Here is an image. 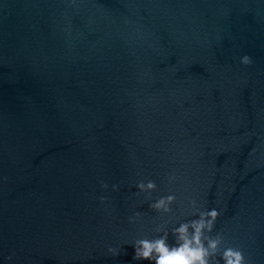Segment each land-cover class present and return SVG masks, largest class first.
<instances>
[{
    "label": "water",
    "instance_id": "water-1",
    "mask_svg": "<svg viewBox=\"0 0 264 264\" xmlns=\"http://www.w3.org/2000/svg\"><path fill=\"white\" fill-rule=\"evenodd\" d=\"M212 208L264 264V0H0V264H149Z\"/></svg>",
    "mask_w": 264,
    "mask_h": 264
},
{
    "label": "clouds",
    "instance_id": "clouds-1",
    "mask_svg": "<svg viewBox=\"0 0 264 264\" xmlns=\"http://www.w3.org/2000/svg\"><path fill=\"white\" fill-rule=\"evenodd\" d=\"M242 65H250L253 59L250 55L244 54L240 57ZM107 187L106 184L102 185ZM139 192H152L157 188L155 181L149 180L146 183L141 181L136 185ZM113 190H118L117 185H113ZM138 194V193H137ZM103 199V198H102ZM175 195L160 197L152 202L149 207L157 212L170 213L171 205L175 202ZM193 209H196V201H190ZM196 219L182 222L178 227L171 229V235L175 242L169 243V231L162 226H157L156 232L161 233L156 238H142L135 241L134 259L148 261L149 264H219L217 256L223 264H246L245 256L241 250L234 247H225L220 251L222 237L217 234L215 237L207 235L211 233L215 222L220 216V211L216 208L199 211L194 210ZM141 216L136 212L129 217L130 222H135ZM113 255L118 254L115 249L109 248Z\"/></svg>",
    "mask_w": 264,
    "mask_h": 264
}]
</instances>
